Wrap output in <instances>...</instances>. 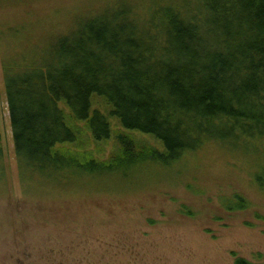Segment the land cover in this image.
I'll use <instances>...</instances> for the list:
<instances>
[{"label":"trees","instance_id":"1","mask_svg":"<svg viewBox=\"0 0 264 264\" xmlns=\"http://www.w3.org/2000/svg\"><path fill=\"white\" fill-rule=\"evenodd\" d=\"M53 1L0 0L19 168L59 183L129 179L183 170L215 148L254 159L264 191V0ZM111 140L117 150L96 156ZM220 203L227 213L252 205L240 193Z\"/></svg>","mask_w":264,"mask_h":264},{"label":"rangeland","instance_id":"2","mask_svg":"<svg viewBox=\"0 0 264 264\" xmlns=\"http://www.w3.org/2000/svg\"><path fill=\"white\" fill-rule=\"evenodd\" d=\"M136 138L161 149L152 137ZM0 142V264H235L238 257L264 264V191L252 182L249 157L214 148L179 171L61 183L54 172L19 168L1 49ZM99 150L105 160L117 144ZM233 193L251 207L223 210L220 196Z\"/></svg>","mask_w":264,"mask_h":264}]
</instances>
